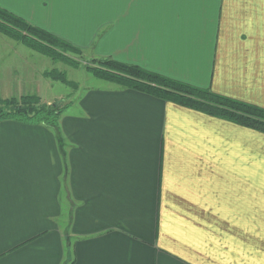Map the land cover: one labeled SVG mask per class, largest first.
Listing matches in <instances>:
<instances>
[{
    "label": "crops",
    "instance_id": "crops-1",
    "mask_svg": "<svg viewBox=\"0 0 264 264\" xmlns=\"http://www.w3.org/2000/svg\"><path fill=\"white\" fill-rule=\"evenodd\" d=\"M0 6L89 59L264 107V0ZM60 128L0 121V264H264V133L116 84Z\"/></svg>",
    "mask_w": 264,
    "mask_h": 264
},
{
    "label": "trees",
    "instance_id": "trees-1",
    "mask_svg": "<svg viewBox=\"0 0 264 264\" xmlns=\"http://www.w3.org/2000/svg\"><path fill=\"white\" fill-rule=\"evenodd\" d=\"M0 33L54 58L70 59L67 55L69 51L82 52L79 47L33 25L1 6ZM91 61L88 69L98 78L264 133V107L220 95L209 88L171 78L138 65L114 59H91ZM62 80L65 81V79ZM0 103L7 108L0 109V121L15 120L31 125H45L52 128L58 142H62L59 122L61 115L69 107L67 104L47 105L41 103L40 99L34 95H25L19 99L0 100Z\"/></svg>",
    "mask_w": 264,
    "mask_h": 264
},
{
    "label": "rangeland",
    "instance_id": "rangeland-1",
    "mask_svg": "<svg viewBox=\"0 0 264 264\" xmlns=\"http://www.w3.org/2000/svg\"><path fill=\"white\" fill-rule=\"evenodd\" d=\"M2 36L8 43L5 42L3 48L4 65L0 64V100L34 95L41 103L67 104L70 107L82 89L92 85L116 84L96 77L88 69L92 61L83 51H69L67 55L70 59H59L38 52L9 36ZM0 109L7 108L0 103Z\"/></svg>",
    "mask_w": 264,
    "mask_h": 264
}]
</instances>
